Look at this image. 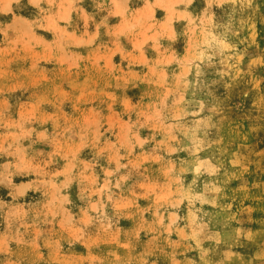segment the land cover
Here are the masks:
<instances>
[{"label": "rangeland", "instance_id": "1", "mask_svg": "<svg viewBox=\"0 0 264 264\" xmlns=\"http://www.w3.org/2000/svg\"><path fill=\"white\" fill-rule=\"evenodd\" d=\"M30 1L0 0V264H264V0Z\"/></svg>", "mask_w": 264, "mask_h": 264}, {"label": "crops", "instance_id": "2", "mask_svg": "<svg viewBox=\"0 0 264 264\" xmlns=\"http://www.w3.org/2000/svg\"><path fill=\"white\" fill-rule=\"evenodd\" d=\"M37 1H39V5H44V3L43 2H46L45 0H37ZM26 2L28 3V4H32V5H34L30 0H26Z\"/></svg>", "mask_w": 264, "mask_h": 264}, {"label": "bare ground", "instance_id": "3", "mask_svg": "<svg viewBox=\"0 0 264 264\" xmlns=\"http://www.w3.org/2000/svg\"><path fill=\"white\" fill-rule=\"evenodd\" d=\"M153 10H154V8H153V6H151V7L149 8V11H150V12H153Z\"/></svg>", "mask_w": 264, "mask_h": 264}]
</instances>
